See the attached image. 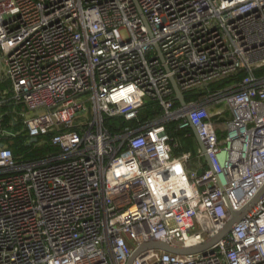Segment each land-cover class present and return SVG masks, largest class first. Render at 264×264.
Returning a JSON list of instances; mask_svg holds the SVG:
<instances>
[{
	"label": "built area",
	"instance_id": "1",
	"mask_svg": "<svg viewBox=\"0 0 264 264\" xmlns=\"http://www.w3.org/2000/svg\"><path fill=\"white\" fill-rule=\"evenodd\" d=\"M263 66L264 0H0V108L35 112L16 130L0 110V142L24 131L57 148L25 160L0 146V264H126L149 240L218 234L264 186ZM241 69L175 98L171 80L185 97ZM148 102L161 113L142 121ZM217 103L230 119H213ZM169 122L196 129L207 167L187 171L203 153L175 154ZM132 264H264V197L205 250Z\"/></svg>",
	"mask_w": 264,
	"mask_h": 264
},
{
	"label": "trees",
	"instance_id": "2",
	"mask_svg": "<svg viewBox=\"0 0 264 264\" xmlns=\"http://www.w3.org/2000/svg\"><path fill=\"white\" fill-rule=\"evenodd\" d=\"M246 72L241 69L237 71L233 76L223 78L218 81L211 82L207 84L205 87L195 90L193 92H189L186 94L185 99L188 101L190 99H201L204 98L209 92L207 90L216 91L221 88H224L230 84L238 83L244 76ZM256 74L262 75L264 74V66L256 70ZM2 90V85H0V92ZM15 105L13 103H5L1 106L0 110L3 113V120H2V126H12L14 129H20L22 125V119L20 117H16L17 114L14 113L13 108ZM17 106V105H16ZM161 111L157 107V105L153 104V102H148L144 108L141 109L139 114V119L144 121L146 119L154 118L158 115H160ZM16 117V120L14 121L13 118ZM123 122L122 118H114V119H107V125L110 128V130L114 131L116 128H113L112 123L114 122ZM15 124H14V123ZM135 124V122H133ZM167 131L175 140L178 141L179 145L174 148L173 152L175 154L180 153L182 151H190L191 153H196L195 150L192 148V144H190L189 139L185 136V133L187 131H190L189 129L181 130L178 128V125L176 122H169L167 124ZM223 134L221 132L219 133V137L221 138ZM41 138H39L40 140ZM45 139H48V136H45ZM28 141V135L26 132L22 131L18 133L14 137L5 138L2 140V142L6 143L13 151L14 155L18 158L22 157L21 154L25 151L26 147H30L28 144L27 146L25 143ZM42 148L40 155H45V152H55L57 151V148L50 145L48 142H44L41 144ZM35 150H37V146L34 147ZM43 150V151H42Z\"/></svg>",
	"mask_w": 264,
	"mask_h": 264
},
{
	"label": "water",
	"instance_id": "3",
	"mask_svg": "<svg viewBox=\"0 0 264 264\" xmlns=\"http://www.w3.org/2000/svg\"><path fill=\"white\" fill-rule=\"evenodd\" d=\"M172 83V87L174 89V93H175V98L178 100V102L183 105L185 104V97L184 94L180 91V89L178 88L176 82L174 80H171ZM197 142L198 145L203 153L204 158L206 159L207 163L209 164V158L206 154L205 151V147L202 143V141L200 140L196 129L191 126L190 127ZM38 139L36 137H30L29 138V143L32 142H36ZM0 146H3V142H0ZM264 197V186L260 189V191L243 207H241L240 209H232L230 208V217L229 219L226 221L225 225L223 226V228L221 229V231L216 234L214 237L210 238L209 240L195 245V246H191V247H180V246H175L160 240H149L147 242L142 243L136 250H134V252L132 253V255L129 257L128 261L126 264H132V261L134 260V258L143 250L146 249H160V250H164L170 253H174V254H180V255H185V254H192V253H197L200 251L205 250L206 248L212 246L215 242H217L219 239H221L222 237H224L228 232H230V230L232 229L233 225L238 222L241 218H243L257 203L260 199H262Z\"/></svg>",
	"mask_w": 264,
	"mask_h": 264
},
{
	"label": "crops",
	"instance_id": "4",
	"mask_svg": "<svg viewBox=\"0 0 264 264\" xmlns=\"http://www.w3.org/2000/svg\"><path fill=\"white\" fill-rule=\"evenodd\" d=\"M222 103H217V104H212L211 106H210V111H211V113H212V115H213V119L214 120H226V119H230L231 118V114H230V111H229V108H228V106H226V104H224V106L223 107H220V105H221ZM225 108V109H224ZM224 110H228V114L230 115L229 117H227V115H224V114H222V115H219L217 112H219V111H222V112H224ZM189 129V128H188ZM184 131H186V130H184ZM221 132V134H224V131H222V130H219V133ZM185 136L188 138V139H190V138H193L194 139V141H195V146L194 145H192V148L195 150V152L198 150V148H199V145H198V142H197V140H196V138H195V136H194V134H193V132H192V130H191V128H190V131H187L186 133H185ZM205 167H207V161H206V159L204 158V156H201V157H198V156H196L195 155V157L191 160V161H189L188 162V164L186 165V169H187V171H193V170H197V171H200V170H202L203 168H205Z\"/></svg>",
	"mask_w": 264,
	"mask_h": 264
},
{
	"label": "rangeland",
	"instance_id": "5",
	"mask_svg": "<svg viewBox=\"0 0 264 264\" xmlns=\"http://www.w3.org/2000/svg\"><path fill=\"white\" fill-rule=\"evenodd\" d=\"M5 88H6V86L3 85V87H2V91H3ZM5 92H7V89H5ZM148 100H149V99H148ZM224 104H225V103H222V104L220 105V107H223ZM224 109H225V108H224ZM13 111H14V113L17 114L16 117H17V118L20 117L21 119H23L24 116H25V117H28V116H30V115H32V114L35 113V112H32V111L27 110V109L25 108V106L22 105V104L17 105V106H14ZM21 112H22V113H21ZM20 113H21V114H20ZM223 114H224V115H227V117L230 116V115L228 114V110H224ZM90 116H91V113H90ZM189 141H190V144H192V145L195 146V141H194L193 138H190ZM28 144H29V141H27V142L25 143L26 146H27ZM29 146H30V147H26L25 151L21 154V156H22L25 160H27V159H33V158L38 157V156H42V155H40V153H41V150H40V149L42 148V145H41V144H40V145H36V142H32ZM36 146H37V150H35V148H34V147H36ZM42 151H43V150H42ZM48 153H50V152H47V151L45 152V154H48Z\"/></svg>",
	"mask_w": 264,
	"mask_h": 264
}]
</instances>
